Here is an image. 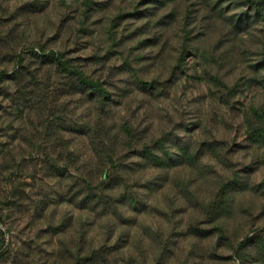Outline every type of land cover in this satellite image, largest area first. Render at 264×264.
<instances>
[{
    "label": "rangeland",
    "instance_id": "obj_1",
    "mask_svg": "<svg viewBox=\"0 0 264 264\" xmlns=\"http://www.w3.org/2000/svg\"><path fill=\"white\" fill-rule=\"evenodd\" d=\"M235 3L0 0V264H264V5Z\"/></svg>",
    "mask_w": 264,
    "mask_h": 264
},
{
    "label": "trees",
    "instance_id": "obj_2",
    "mask_svg": "<svg viewBox=\"0 0 264 264\" xmlns=\"http://www.w3.org/2000/svg\"><path fill=\"white\" fill-rule=\"evenodd\" d=\"M226 2L231 3H235V5L233 4V6L235 8H239V7H245L244 10H253V8H256L260 5H264V1H260L259 0H225ZM249 13L246 12L245 16H240L235 23V27L239 28V29H244L247 27L248 21H249ZM43 59L46 60L47 62H55V60L57 59H53L52 55L51 56H47V55H43ZM58 68L62 71H64V74H67V76L70 78V83L71 84H77V86H81L83 88H88V89H95V85L94 83H91V81H89L83 74V72H81L78 69H69L68 67H66L65 63L60 62V60L56 61ZM75 82V83H74Z\"/></svg>",
    "mask_w": 264,
    "mask_h": 264
}]
</instances>
